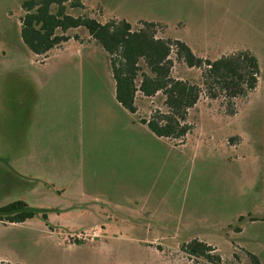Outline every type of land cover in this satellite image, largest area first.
<instances>
[{"label":"rangeland","instance_id":"374dc122","mask_svg":"<svg viewBox=\"0 0 264 264\" xmlns=\"http://www.w3.org/2000/svg\"><path fill=\"white\" fill-rule=\"evenodd\" d=\"M22 1L0 0V206L22 200L46 218L0 221V261L215 264L181 249L197 238L215 248L218 264H252L248 253L264 264V0L66 7L101 23L124 19L132 30L153 21L157 37L201 58L256 56L255 87L232 97L207 89L202 69L172 46V76L200 85L182 142L139 121L167 111L160 92H137L135 113L118 103L107 54L84 27L48 55L32 53L20 38Z\"/></svg>","mask_w":264,"mask_h":264},{"label":"trees","instance_id":"16d2710c","mask_svg":"<svg viewBox=\"0 0 264 264\" xmlns=\"http://www.w3.org/2000/svg\"><path fill=\"white\" fill-rule=\"evenodd\" d=\"M67 6L82 8L83 3L80 0H23L20 5L23 14L19 17L22 42L32 53L45 55L71 37L67 32L69 29L84 27L89 38L107 54L115 99L123 108L130 113L136 112L137 92L145 97L158 92L162 94L167 111L155 110L149 118L139 119L156 136L182 142L191 129L185 123V116L200 95L199 84L172 76V46L176 57L188 67L202 69V84L207 89L216 86L229 96L240 97L257 83L260 66L256 56L247 50L209 60L196 56L181 40L157 37L153 21H143L142 27L132 30L130 23L124 19L101 23L87 14L72 15L66 11ZM202 65L205 68H201ZM38 213L46 218L43 209L14 200L0 206V221L23 222ZM243 219L242 215L238 218L239 221ZM181 249L191 257L203 258L210 263L218 264L221 260L214 247L197 238L183 243ZM248 255L252 264H261L255 254ZM0 264L11 263L0 261Z\"/></svg>","mask_w":264,"mask_h":264},{"label":"crops","instance_id":"0c3cea01","mask_svg":"<svg viewBox=\"0 0 264 264\" xmlns=\"http://www.w3.org/2000/svg\"><path fill=\"white\" fill-rule=\"evenodd\" d=\"M72 29H75V28H72ZM71 37L67 40V41H65L64 43H66V42H68L69 40H71L72 39V35H70ZM55 48H61V47H55ZM53 50V49H52ZM49 51H51V50H49ZM49 51L47 52V54H45V55H48V53H49Z\"/></svg>","mask_w":264,"mask_h":264}]
</instances>
